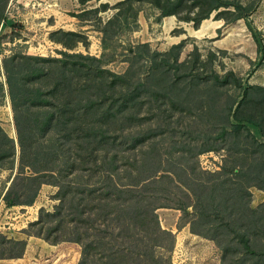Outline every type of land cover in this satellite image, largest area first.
Returning <instances> with one entry per match:
<instances>
[{"label": "rangeland", "instance_id": "374dc122", "mask_svg": "<svg viewBox=\"0 0 264 264\" xmlns=\"http://www.w3.org/2000/svg\"><path fill=\"white\" fill-rule=\"evenodd\" d=\"M14 56L44 60L33 68L31 61L19 59V71L9 65L14 81L9 93L3 62ZM29 72L40 75L32 79ZM138 80L148 86L147 92L135 90ZM259 87L264 88V0H0V127L14 144L11 168L7 158L0 163V236L26 242L22 257L0 259V264H77L81 253L77 243L52 244L26 234L40 210L52 212L58 205L57 185L42 183L31 204L7 206L2 200L18 174L20 154L11 95L26 142L36 133L42 151L54 154L47 166L55 169L68 163L67 153H62L67 142L78 134L91 135L90 126L104 122L105 113L124 117L123 130L133 127L132 117L138 119L139 129L153 126L148 133L157 136L146 135L139 155L145 151L143 165L167 178L151 182L146 191L159 193L155 201L165 202L162 196L168 194L189 205L185 210H155L159 227L171 234L163 241L165 247L155 249L163 262L222 264L218 245L190 230L193 224L196 231L209 233L203 220L216 208L223 216L235 211L232 217L243 224L254 253L249 258L234 241L226 259L235 248L241 252L234 253L235 259L244 256L245 264H262L264 135L251 123L244 121L245 127L235 131L227 121L229 106L246 89L243 115L253 113L264 123V101L258 106L254 101V96L264 97ZM138 91L139 97L132 99L130 94ZM53 111L62 116L63 125L48 116ZM26 119L31 131L23 129ZM157 120L159 127L171 129L159 135ZM229 121L234 122L231 114ZM1 143L0 137V147H9ZM79 149L75 145L73 153ZM99 173L75 181L91 186L101 182L104 172ZM25 174L32 172L26 167ZM71 177L64 178L69 187ZM15 178L20 190L25 188L21 198L28 199L32 184ZM244 190L247 194L239 198ZM198 194L205 207L199 208V223L193 210ZM245 205L254 211L243 218L238 213ZM221 237L228 239L225 230ZM133 258V263L138 260Z\"/></svg>", "mask_w": 264, "mask_h": 264}, {"label": "trees", "instance_id": "16d2710c", "mask_svg": "<svg viewBox=\"0 0 264 264\" xmlns=\"http://www.w3.org/2000/svg\"><path fill=\"white\" fill-rule=\"evenodd\" d=\"M214 8L216 6L210 8L208 14ZM172 13H165V15ZM15 59L14 56L3 62L5 71H7L9 93L13 91L12 83L14 82L11 80L12 74L10 71L15 66V69L19 71L21 65L20 61H18L19 59H25L24 61L27 64L28 61H31L34 66L33 68L36 65H42L39 63L44 60L43 57L38 56H19V59ZM39 67L41 66L37 68ZM17 71L15 73H18ZM29 75L32 79H36L40 73L29 72ZM227 75L229 74L223 75L218 80L226 79ZM214 76L215 78L218 77L216 74ZM234 79L238 81L237 78ZM19 80L22 81L24 78ZM140 82L139 80L136 82L138 87L135 90L139 89V91L143 90L147 92L148 86H146V90V87ZM259 89L264 90L263 87H259ZM139 91L138 95L133 94V92L130 94V97H139ZM246 95L247 91L245 89L243 90L242 98L238 101L235 100L233 105H230L228 108L227 121L230 128L237 131L245 127V124H243L245 121L257 126L261 134L264 135L262 131V129L264 130V123L260 119H257L253 113L248 115H243L242 113V106L245 104ZM11 100L12 108L15 111L14 122L20 149L17 166L18 174L15 177L28 180V184L30 183L33 186V192L28 199H22L21 193L25 188L22 187V190H20V186L18 187L16 178L14 177L3 194L2 200L7 206L31 204L42 183L55 184L59 189L57 197L59 199L58 205L55 206L52 212L40 210L38 218L29 224V233L26 232V234L43 238L52 244L62 241L79 244L81 253L77 264H131L133 263L131 257L138 258L133 264H166V260L163 262L161 255L156 254L155 249L162 248L164 246L163 241H168V237L171 234L169 231L161 230L155 210L158 207H173L185 210L189 205L188 202L182 201L183 204L179 201L175 202L171 200L168 194L163 196L160 194L166 200L165 202L155 201L154 198L159 193L146 191L151 182H161L164 178H167L166 174H157L156 172L159 170L143 165L144 160L142 157L145 151L142 153V156L139 155L143 139H147L146 135L150 137L157 136V134L148 133L153 130V126L143 128V125H141L142 129H139L138 119L132 117L133 121L136 120L133 127L129 130H123L121 123L123 120L125 121L124 117L116 118L114 114L105 113L106 115H103L104 122L96 120L94 127L90 126L93 125L91 122L89 123L92 130L91 135L81 136L82 134H78L74 136L76 137L75 140H73V137H69V140L73 141L67 142L66 148L62 151L64 154L67 153L65 157L68 159V163H65L63 167L55 169L53 166H47V163L53 162L54 154L50 151H42V144L36 137V133L33 132L34 127L38 128L37 125L32 127L34 134H31L26 142V138L21 132L22 128L19 125L22 117H19L17 114V108L12 95ZM122 100L123 104L129 106L127 98L123 97ZM254 101L258 106L264 101V97L262 98L261 95L254 96ZM120 108L122 110V107ZM230 114L234 122L229 121ZM48 116L53 117L55 121L57 120L58 124H62L60 120L62 116L58 117L54 111L48 114ZM67 119H69L68 116ZM45 122H49V118H46ZM24 124L23 129L31 131L27 119ZM158 124L157 120L155 126H158ZM160 127L158 126L160 130L159 135L164 134V131L170 128L165 125H160ZM0 137L3 141L1 145L7 142L9 144V147L6 149L3 146L0 147L1 166L4 165L3 160L7 158L6 161L10 162L11 168L14 155L13 140L5 134L1 127ZM79 138L81 142H78ZM75 145L77 149L78 147L81 149L73 153ZM100 149L101 153L98 155L97 153ZM26 167L29 168L32 174H25ZM133 170H135V174ZM136 170L139 174L136 173ZM100 171L104 172L100 183L96 182L91 184V186H86L75 181L81 175L88 177L95 176ZM83 172L84 174H82ZM156 174L159 176H154ZM67 175H72L70 179L71 187L65 183L68 181L64 179ZM80 184L82 185L80 186ZM78 186L80 187L77 191H72L74 187L77 188ZM164 188H167V186ZM67 193H72V195H67ZM245 194H247L246 190H244L243 195H240L239 198L245 197ZM199 196L200 194H198L197 199L195 198L194 203L197 202L196 205L193 204L196 216L195 221L197 223L201 221L200 219L199 221L197 220L201 215L199 208H205L202 205V201L199 200ZM170 201L172 202L170 203ZM212 210L207 220H203V224H207L205 229L210 228L211 233H207V230H205L206 232L202 230L196 231L193 224L190 225V230L213 240L218 245L222 252V264H245L247 261L244 256L240 259H235L234 253L238 252L235 248L233 249L236 252L232 254V258L226 259L227 254L231 251V244L234 241L236 246L241 245L244 248L243 254L248 255L249 258L254 255L247 234L241 230L243 224L238 225L236 223L238 217H232L235 211H229L226 216H223L216 208H212ZM243 211L238 214L246 218L247 211L253 213L254 209L245 205ZM224 230L228 239L221 237ZM162 236H166V238H161ZM25 246V240L0 236V259L22 257ZM259 253V256L263 257L261 250ZM260 261L264 264V259L260 258ZM168 264L171 263L168 262Z\"/></svg>", "mask_w": 264, "mask_h": 264}]
</instances>
